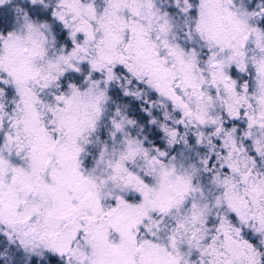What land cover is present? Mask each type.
<instances>
[{
    "label": "snow or ice",
    "instance_id": "snow-or-ice-1",
    "mask_svg": "<svg viewBox=\"0 0 264 264\" xmlns=\"http://www.w3.org/2000/svg\"><path fill=\"white\" fill-rule=\"evenodd\" d=\"M17 5L0 0V252L264 264V0Z\"/></svg>",
    "mask_w": 264,
    "mask_h": 264
},
{
    "label": "clouds",
    "instance_id": "clouds-1",
    "mask_svg": "<svg viewBox=\"0 0 264 264\" xmlns=\"http://www.w3.org/2000/svg\"><path fill=\"white\" fill-rule=\"evenodd\" d=\"M26 2L27 0H18L17 6H21L25 4ZM241 3H245V0H237V6H239V4ZM252 3H253V0H246V5H250ZM161 5L162 7L165 8V10H167L169 7L174 6V0H161ZM144 100L146 103H149L150 107L149 109H144L143 105H141V111L147 115L151 111V102L148 100V94L146 92L144 95ZM142 128H143V125H141V129ZM12 247L13 246L8 245V244L5 245L6 251L0 252V261H7V264H16L15 253L11 251Z\"/></svg>",
    "mask_w": 264,
    "mask_h": 264
}]
</instances>
